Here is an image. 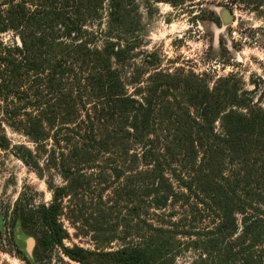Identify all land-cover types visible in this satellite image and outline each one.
I'll return each instance as SVG.
<instances>
[{"label": "trees", "instance_id": "16d2710c", "mask_svg": "<svg viewBox=\"0 0 264 264\" xmlns=\"http://www.w3.org/2000/svg\"><path fill=\"white\" fill-rule=\"evenodd\" d=\"M139 2L0 0V149L9 128L31 145L14 155L52 177L49 204L18 199L14 229L37 258L176 264L194 250L191 264H264V96L233 74L211 88L166 71L154 52L129 67ZM63 220L97 247L67 246Z\"/></svg>", "mask_w": 264, "mask_h": 264}, {"label": "rangeland", "instance_id": "374dc122", "mask_svg": "<svg viewBox=\"0 0 264 264\" xmlns=\"http://www.w3.org/2000/svg\"><path fill=\"white\" fill-rule=\"evenodd\" d=\"M240 0H186L177 7L169 3L149 6L139 2L140 24L134 35L138 46L129 67L146 70L145 55L157 54L158 67L174 72L178 69L194 71L203 76L213 87L224 76L233 74L241 80L244 91L258 86V95L264 96V6L253 10ZM220 16L221 25L211 20L209 13ZM237 35L233 36L232 32ZM148 74L143 77L146 84ZM264 107V101L262 102ZM12 140L10 149H0V264H80L66 257L60 249L37 258L34 254L35 240L21 235L14 229V209L21 196L34 206L49 204L52 192L47 186L51 181L48 172L44 177L26 165L13 153L14 145L27 144V138L6 128ZM55 184H62L54 176ZM69 232L67 246L79 245L94 249L96 244L89 236L73 235V228L63 220ZM14 241V243H13ZM117 249L120 242L106 246ZM194 250H186L177 257L176 264H191Z\"/></svg>", "mask_w": 264, "mask_h": 264}, {"label": "water", "instance_id": "95a60500", "mask_svg": "<svg viewBox=\"0 0 264 264\" xmlns=\"http://www.w3.org/2000/svg\"><path fill=\"white\" fill-rule=\"evenodd\" d=\"M17 229H18L19 233L22 231L19 225L17 226ZM20 234L22 235V233H20Z\"/></svg>", "mask_w": 264, "mask_h": 264}, {"label": "built area", "instance_id": "2783aa9c", "mask_svg": "<svg viewBox=\"0 0 264 264\" xmlns=\"http://www.w3.org/2000/svg\"><path fill=\"white\" fill-rule=\"evenodd\" d=\"M232 35H233V36H236V35H237V32H236V31H233V32H232Z\"/></svg>", "mask_w": 264, "mask_h": 264}, {"label": "bare ground", "instance_id": "6f19581e", "mask_svg": "<svg viewBox=\"0 0 264 264\" xmlns=\"http://www.w3.org/2000/svg\"><path fill=\"white\" fill-rule=\"evenodd\" d=\"M20 233H22V232H20ZM23 235V234H22Z\"/></svg>", "mask_w": 264, "mask_h": 264}]
</instances>
